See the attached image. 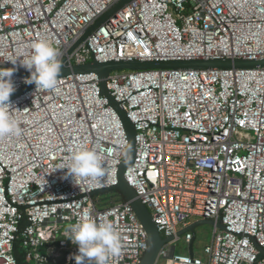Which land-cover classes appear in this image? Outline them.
<instances>
[{
	"label": "built area",
	"instance_id": "2783aa9c",
	"mask_svg": "<svg viewBox=\"0 0 264 264\" xmlns=\"http://www.w3.org/2000/svg\"><path fill=\"white\" fill-rule=\"evenodd\" d=\"M121 1L0 0V68L15 69L13 94L29 85L22 65L40 39L72 66L264 59V0H132L69 54ZM108 89L136 130L126 179L170 239L155 264H264V68L116 71ZM10 103L21 133L0 138V264H18L19 238L24 264L59 255L75 264L78 247L68 251L65 231L85 218L121 231L122 250L108 264H141L149 236L131 204L93 195L118 185L129 148L98 75L58 78L55 90L32 86ZM83 147L98 152L105 174L65 178ZM194 218L214 223L204 256L192 247ZM181 240L190 248L179 254Z\"/></svg>",
	"mask_w": 264,
	"mask_h": 264
},
{
	"label": "clouds",
	"instance_id": "9594fccd",
	"mask_svg": "<svg viewBox=\"0 0 264 264\" xmlns=\"http://www.w3.org/2000/svg\"><path fill=\"white\" fill-rule=\"evenodd\" d=\"M31 47V55L22 65L30 73L25 83H34L36 89L55 90L62 68L60 52L47 39H40ZM14 71V68H0V138L21 133L19 122L11 115L12 111L16 110L10 103V96L15 91L11 79ZM111 151L109 149V152ZM104 174L102 158L98 152L83 147L71 155L65 178L78 176L95 179ZM65 235L78 247V254L72 257L75 264H108L109 258L117 256L122 250V233L108 219L79 220L68 226Z\"/></svg>",
	"mask_w": 264,
	"mask_h": 264
},
{
	"label": "water",
	"instance_id": "95a60500",
	"mask_svg": "<svg viewBox=\"0 0 264 264\" xmlns=\"http://www.w3.org/2000/svg\"><path fill=\"white\" fill-rule=\"evenodd\" d=\"M132 0H122L118 3L109 13L104 15L95 24H93L83 35V37L76 43L73 49L69 52L71 54L80 44L85 42L89 36L96 31L103 23L114 16L121 8L125 7ZM61 74L60 77L68 76L71 74H91L95 73L100 79V86L102 94L109 100L110 106L114 108L119 117L121 118L127 136L129 140V148L127 155L123 160L118 174V185L112 188L110 191H118L123 199L129 202L134 209L136 215L138 216L141 223L144 225L148 236H149V248L146 252L144 259L141 264H155L159 259L160 253L163 246L170 241V239H164L159 232L151 212L145 204L138 198L135 189L128 183L126 179V171L132 166L136 153V130L133 122L130 120L127 112L124 110L122 105L113 97L112 93L108 89V79L111 74L116 71H138V70H155V69H166V70H228V69H254L258 67L264 68V59L262 60H245V59H213V60H191V61H154V62H144V61H133V62H107L99 63L93 61L92 63L82 65V66H72L69 64L68 57H64L61 62ZM35 86V84H29L28 86L21 89L19 92L10 96V100L18 97L19 95L25 93L29 89ZM98 191L93 193L96 195L101 192ZM200 224H211L214 225L212 221H198L192 225L189 230H194V228ZM219 228L224 229L221 224H218ZM185 231H181L179 236L183 235ZM175 247L173 248V253ZM262 255H264V250L261 249Z\"/></svg>",
	"mask_w": 264,
	"mask_h": 264
},
{
	"label": "rangeland",
	"instance_id": "374dc122",
	"mask_svg": "<svg viewBox=\"0 0 264 264\" xmlns=\"http://www.w3.org/2000/svg\"><path fill=\"white\" fill-rule=\"evenodd\" d=\"M100 198L104 201V203L110 204L112 201L119 202L122 195L118 191H109L105 193H101ZM192 223H197L200 221L198 218H194L191 220ZM214 226L211 224H200L194 228V232L196 234V240L194 242V250L198 256H204V248L210 244L213 238ZM73 247V243H70L68 251H70ZM190 246L185 243L184 240H181L177 244V253H186L189 250Z\"/></svg>",
	"mask_w": 264,
	"mask_h": 264
},
{
	"label": "trees",
	"instance_id": "16d2710c",
	"mask_svg": "<svg viewBox=\"0 0 264 264\" xmlns=\"http://www.w3.org/2000/svg\"><path fill=\"white\" fill-rule=\"evenodd\" d=\"M121 200L119 202L124 201L123 197L120 198ZM115 204L117 203L116 201H112L110 204ZM28 225L27 221H24L21 225V229H24L26 226ZM192 247L194 248V244L192 245ZM44 252H48V249L45 248L43 250ZM14 255L18 261V264H24L27 262V258H26V250L23 246V242L22 239H18L15 243H14ZM66 263V258L63 255H59L57 257H51L50 262L48 264H65Z\"/></svg>",
	"mask_w": 264,
	"mask_h": 264
}]
</instances>
